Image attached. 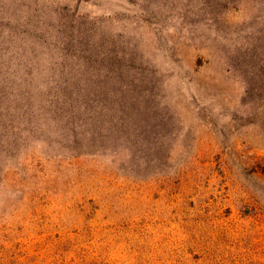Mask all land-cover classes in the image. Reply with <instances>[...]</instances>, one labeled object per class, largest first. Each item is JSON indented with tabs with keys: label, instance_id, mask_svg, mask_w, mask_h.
Wrapping results in <instances>:
<instances>
[{
	"label": "rangeland",
	"instance_id": "obj_1",
	"mask_svg": "<svg viewBox=\"0 0 264 264\" xmlns=\"http://www.w3.org/2000/svg\"><path fill=\"white\" fill-rule=\"evenodd\" d=\"M0 264H264V0H0Z\"/></svg>",
	"mask_w": 264,
	"mask_h": 264
}]
</instances>
